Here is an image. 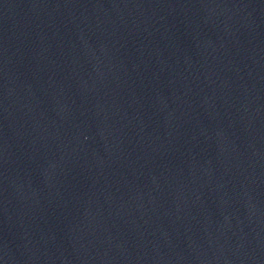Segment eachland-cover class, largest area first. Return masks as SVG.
Here are the masks:
<instances>
[{
  "label": "water",
  "instance_id": "water-1",
  "mask_svg": "<svg viewBox=\"0 0 264 264\" xmlns=\"http://www.w3.org/2000/svg\"><path fill=\"white\" fill-rule=\"evenodd\" d=\"M0 264H264V0H0Z\"/></svg>",
  "mask_w": 264,
  "mask_h": 264
}]
</instances>
